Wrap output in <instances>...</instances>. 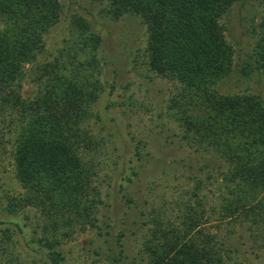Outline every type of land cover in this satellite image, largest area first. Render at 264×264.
<instances>
[{
    "label": "trees",
    "instance_id": "1",
    "mask_svg": "<svg viewBox=\"0 0 264 264\" xmlns=\"http://www.w3.org/2000/svg\"><path fill=\"white\" fill-rule=\"evenodd\" d=\"M91 1L101 6L97 12L110 19L125 14L141 18L146 27L143 54L148 69L181 86V97H174L168 109L173 110V118L182 128V137L190 146L198 144L196 150L219 153L222 165L227 163L221 172L231 197L221 203L219 221L243 224L250 220V225L263 222L261 90L229 93L219 88L225 86L232 71L234 55L220 20L234 7L244 10L246 2L258 4L262 16L257 32L253 31L255 27L243 32L256 34L243 74L252 72L264 81V0ZM61 13L60 0H0V118L8 119L7 130L13 132V167L26 189L23 197L6 195L4 210L16 216L17 210L33 205L46 217L42 223L44 236L25 242L26 253L40 264H62L65 254L57 246L60 240L48 233L60 229L58 221L62 217L65 227L78 224L82 229L87 225L97 229L106 243L102 253L106 264H225L221 252L230 257L237 249L225 246L223 240L216 246V234L204 228L209 219L205 210L197 211L190 203L178 206L177 225L159 216L151 218L152 223L142 219L141 246L135 255L124 258L125 231L116 226L110 214L99 217L104 200L92 183L93 172L83 164L76 142L80 134L75 125L91 114L89 105L103 90L97 78L101 74L97 52L101 36L92 29L96 11L74 14L71 25L78 27L77 35L63 38L55 52L44 55L45 36ZM38 54L45 59L34 65ZM103 61L107 63L105 58ZM26 64L31 66L25 68ZM26 76L38 86L44 85L39 94L23 96L21 87ZM113 89L114 83H110L108 93ZM142 147L140 140L135 141L134 153L140 156ZM119 175L132 181L122 175V170ZM198 184L197 180L192 194H197ZM123 189L119 183L118 190ZM121 197L130 200L124 192ZM20 223L17 218H0L2 237L10 239L16 230L23 232ZM71 232L61 230V235ZM4 249L0 246V254ZM232 264L242 263L235 260Z\"/></svg>",
    "mask_w": 264,
    "mask_h": 264
},
{
    "label": "rangeland",
    "instance_id": "2",
    "mask_svg": "<svg viewBox=\"0 0 264 264\" xmlns=\"http://www.w3.org/2000/svg\"><path fill=\"white\" fill-rule=\"evenodd\" d=\"M60 3V20L45 36L44 55L55 52V47L62 45L63 38L77 35L78 27L71 25L74 14L96 11L97 19L92 29L101 36L97 51L101 59V74L97 78L103 90L89 105L91 114L75 125L80 136L77 141L75 137L73 139L79 145L83 164L93 172V185L99 189L104 200L99 207V217L104 219V214H110L116 226L125 231L124 258L135 255L141 246L142 219L150 221L159 216L164 221L178 224L175 218L178 206L190 203L196 206L197 211L205 210L209 219L204 228L206 232L216 234V246L223 240L225 246L237 249L232 251L231 258L221 252L225 264H232L235 260L242 264H264V221L254 225H250V220L243 224L239 221L236 224L219 221L221 203L231 197L227 181L222 176L227 163L222 165L219 153L202 148L196 150L198 144L191 143L193 145L190 146L182 137V128L174 120L173 110L168 109L174 97H181V86L148 69L147 57L143 54L146 27L141 18L125 14L119 19H110L97 12L101 6L91 0H60ZM244 7V10L232 8L229 16L220 20L234 55L232 71L226 78L225 86L219 90H228L229 93H259L261 90L264 100L263 79L252 72L243 74L248 68L246 55L256 38L252 32H243L254 27L253 31L257 32L262 12L260 6L253 2H246ZM240 11H243L241 19L238 18ZM104 58L107 63H104ZM44 59L43 54H38L34 65ZM30 66L26 64L25 68ZM110 83H114V89L108 93ZM42 88L44 85L38 86L26 76L21 92L23 96L33 97ZM1 118L0 218H17L24 231L16 230L10 239L3 238L0 233V246L5 248L0 254V264H40L26 253L25 242H34L44 236L42 223L46 217L33 205L17 210L16 216L4 210L6 195L23 197L26 189L16 178L13 167V132L7 130L8 119L2 121ZM137 140L144 146L140 156L134 153L133 148ZM121 170L123 176L132 178L131 182L121 179ZM197 180L200 182L197 194H192ZM119 183L124 186L121 192L118 190ZM122 192L130 200L122 198ZM22 210H26V214ZM60 218L58 224L62 227L60 225V229L48 233L60 240L57 246L65 254L62 264H106L102 254L106 243L97 229L90 225L82 229L78 224L65 227ZM61 230L72 232L62 236ZM32 236L35 238L32 239ZM99 249L101 252L97 253Z\"/></svg>",
    "mask_w": 264,
    "mask_h": 264
}]
</instances>
